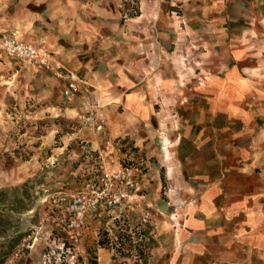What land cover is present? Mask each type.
Returning <instances> with one entry per match:
<instances>
[{
    "label": "rangeland",
    "instance_id": "rangeland-1",
    "mask_svg": "<svg viewBox=\"0 0 264 264\" xmlns=\"http://www.w3.org/2000/svg\"><path fill=\"white\" fill-rule=\"evenodd\" d=\"M188 1L196 6L189 8ZM147 2L151 3L150 8L146 7ZM153 2L166 7L168 3L171 6L181 2L182 8L156 9ZM254 2L262 8L264 18V0H115L117 22L101 27L102 39L106 35L117 38L122 35L123 39L132 36L138 40L139 49L135 50L138 56L159 54L160 60L163 56L164 77L177 81L179 75L182 95L188 91L199 93L198 89L208 81L221 78L229 81L230 75L225 71L231 65L244 66L242 76L254 81L264 77V73L254 71L264 58L238 59L234 55L242 44L237 40V33L243 28L240 20L251 21L252 16L241 17L236 5L246 3L250 7ZM29 12L20 8L16 0H0V32L46 41L60 60L72 68L78 67V58L68 57L57 49L61 27L45 25L41 19H36L31 27L18 25L28 20ZM148 16L158 17L159 23L147 25L151 23ZM175 16L180 19L177 24L172 22ZM221 18L224 21L227 18L229 28H233L228 30L231 33L228 37L226 28L219 25ZM192 20L195 22L188 23ZM190 28L197 35L190 33ZM46 32L55 33L56 41ZM141 34L145 36L143 40ZM147 34L154 36L155 41L146 42ZM103 44L97 43L95 51L104 56ZM91 52L86 50L83 54L88 62ZM178 61L180 68L174 65L178 74H172L166 64ZM83 67L77 69L87 81V89L67 96L63 82L51 69L0 55V264H156L163 251L159 249L164 248L161 257L169 254L173 242L169 229L180 216L171 205V181L160 163L161 155L149 150L158 143L150 140L141 145L138 141L151 132L172 138L180 127L167 129L160 122L159 127L154 123L156 127L150 132L135 123L133 132L137 139L131 138L124 132L130 126L123 110L112 107L116 97L93 83ZM84 102L99 106L105 119L102 130L84 117L87 113ZM214 108L209 106L210 111ZM229 108L232 117L247 109L252 110L251 115L258 111L253 104L244 107L234 104ZM131 159L143 161L145 171H152L148 177L150 218H143L144 207L137 204L129 206L121 218L109 213L93 216L81 241L73 246L70 234L55 219L54 198L61 192L78 190L93 175L91 172ZM239 258L244 264H264V257L251 251H245ZM231 260L223 263L231 264Z\"/></svg>",
    "mask_w": 264,
    "mask_h": 264
},
{
    "label": "crops",
    "instance_id": "crops-1",
    "mask_svg": "<svg viewBox=\"0 0 264 264\" xmlns=\"http://www.w3.org/2000/svg\"><path fill=\"white\" fill-rule=\"evenodd\" d=\"M16 2L20 8L30 11L28 20L18 25L31 27L36 19H41L45 25L61 27L57 49L68 57L78 58V67L84 66L91 81L116 97L117 102L112 103V107L123 110L130 126H126L124 132L131 138L137 137L133 132L135 123L150 132L156 125L159 127L160 122L163 128L180 127L172 133V138L151 132L138 141L141 145L150 140L158 143L149 150L161 155L160 163L172 185L171 205L180 214L169 229L173 239L169 254L161 257L165 254L164 248L159 249L163 251L156 264H224L236 258L231 264H244L238 260L245 251L264 257V77L249 81L242 76L244 66L231 65L225 71L230 75L229 81L224 78L208 81L198 89L199 93L188 91L182 95L179 75L178 83L164 77L163 56L162 60L159 54L138 56L135 51L139 49L138 40H133L132 36L123 39L122 35L117 38L105 34L107 38L102 39L101 27L117 22L115 0ZM187 3L189 8L196 6L193 1ZM150 4L147 2L146 7L150 8ZM152 4H157L156 9L182 8L181 2L171 6L168 3L169 7L159 2ZM236 6L241 10V17L252 15L255 19L252 16L251 21L238 19L243 28L237 33V40L242 44L235 57L264 58L262 8L256 2L250 7L246 3ZM147 18L151 20V23L146 21L147 25L160 21L158 17ZM179 20L178 16L172 18L176 24ZM221 22L219 25L226 28V36H230L228 30L233 28H229L228 19L224 24ZM189 32L197 35L191 28ZM46 35L54 41L57 39L55 33L46 32ZM144 37L141 34V40ZM153 41L154 36L147 34L146 42ZM102 42L106 50L104 56L95 51L97 43ZM86 50L92 53L90 62L84 59ZM177 63L179 61L166 64L172 74H178ZM261 63L254 68L257 74L264 73V61ZM78 67L74 69L80 74ZM113 90L115 92H111ZM234 104L243 107L253 104L259 112L256 110L251 115L252 110L247 109L237 117L229 116V107ZM210 105L215 106L212 111ZM120 165L118 162L115 167ZM145 173L149 191L148 177L152 171Z\"/></svg>",
    "mask_w": 264,
    "mask_h": 264
},
{
    "label": "built area",
    "instance_id": "built-area-1",
    "mask_svg": "<svg viewBox=\"0 0 264 264\" xmlns=\"http://www.w3.org/2000/svg\"><path fill=\"white\" fill-rule=\"evenodd\" d=\"M0 54L51 69L64 83L67 96H75L87 89V81L60 60L46 41L31 42L15 34L0 32ZM84 107L86 120L92 122L97 130H102L105 119L99 106L84 102ZM91 174L75 192H61L54 198L55 219L70 234L73 246L81 241L93 216L109 213L114 218H121L125 216L127 208L136 203L144 207L145 220L151 216L145 167L141 161L131 159L118 167L103 166Z\"/></svg>",
    "mask_w": 264,
    "mask_h": 264
}]
</instances>
